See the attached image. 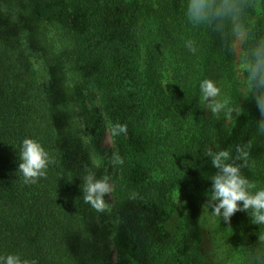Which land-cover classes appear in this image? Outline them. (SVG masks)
I'll list each match as a JSON object with an SVG mask.
<instances>
[{
  "label": "trees",
  "instance_id": "1",
  "mask_svg": "<svg viewBox=\"0 0 264 264\" xmlns=\"http://www.w3.org/2000/svg\"><path fill=\"white\" fill-rule=\"evenodd\" d=\"M184 2L0 0V254L19 253L39 264H107L111 246L113 264H212L197 207L216 173L204 146L251 142L253 166L242 171L264 186L258 129L264 117L252 97L239 96L241 114L228 131L227 122L215 121L200 104L194 85L218 70L219 40L186 24ZM256 23L264 27V16ZM186 38L200 44L196 55L183 47ZM34 56L48 65V95L36 79ZM165 72L175 83L170 95L161 86ZM221 79L231 92L227 61ZM93 100L109 131L116 123L128 128L126 136L112 137L124 163L109 166L113 203L106 196L103 213L82 198L81 176L93 161L81 136L103 152ZM76 104L86 118L82 131L73 121ZM25 137L38 139L55 161L35 185H25L18 171ZM180 200L187 209L176 223ZM109 208L114 221L106 239ZM217 226L232 264L264 247V225L253 224L248 212Z\"/></svg>",
  "mask_w": 264,
  "mask_h": 264
},
{
  "label": "clouds",
  "instance_id": "2",
  "mask_svg": "<svg viewBox=\"0 0 264 264\" xmlns=\"http://www.w3.org/2000/svg\"><path fill=\"white\" fill-rule=\"evenodd\" d=\"M183 16L194 32L203 30L210 38L215 36L219 40L218 70L211 75H201L194 85V95L198 96L203 108L215 121L233 124L235 117L241 114L236 98L250 96L264 117V27H257L256 23L258 16H264V0H185ZM183 47L196 55L201 46L196 39L186 38ZM225 50L230 60H225ZM225 61L232 79L231 92H225L221 79ZM36 76L40 85L49 80L48 65L41 58H37ZM170 84L175 83H169L168 79L161 82L164 91ZM71 111L76 114L73 118L76 128L82 131L86 118L79 115L81 106L72 105ZM258 129L264 135V118L259 121ZM127 133L126 124L116 123L109 136H126ZM81 138L93 161L91 168L81 176L83 202L95 212L103 213L107 205L105 197L111 195L114 187L113 177L108 174L97 177L93 169L102 167L104 160L88 137ZM109 146L111 155L108 161L115 168L124 161L116 150L115 142ZM213 146L216 150L206 144L202 153L216 169V173L209 177L210 195L204 205L207 214L209 209L212 210L208 216L230 223L235 213L248 212L253 224L264 225V186L246 177L242 171L253 166L250 159L252 143L237 144L234 149H221L219 144ZM19 160L18 171L25 185H35L46 178L50 166L55 163L44 145L32 137H25L20 142ZM260 240L264 241V235H260ZM212 257V264H232V249L224 239L217 238ZM0 264H39V260L25 258L19 253H6L0 254ZM243 264H264V247L249 250L243 256Z\"/></svg>",
  "mask_w": 264,
  "mask_h": 264
},
{
  "label": "rangeland",
  "instance_id": "3",
  "mask_svg": "<svg viewBox=\"0 0 264 264\" xmlns=\"http://www.w3.org/2000/svg\"><path fill=\"white\" fill-rule=\"evenodd\" d=\"M154 1L155 0H141L143 5L147 4L149 2L153 3ZM260 18H261V16H258L257 21L260 20ZM37 58H39V57H35L34 56L33 58H31L32 65H33V68L35 70V74H36ZM36 79H37V76H36ZM164 79H168V81L170 83V72H165L163 74L162 80H164ZM37 81L40 84L38 79H37ZM49 81H50V76H49V80L46 83L40 85L44 89V91H45V93L47 95L50 92ZM94 88L95 87H94L93 82H90L88 84V92L89 93H93ZM165 93L168 94V95L172 94L171 84L166 86ZM241 98L245 99L246 97L241 96ZM241 104H242V102L240 103V106H239L240 108H241ZM91 106L96 109L97 112L95 113V116L99 120V122L101 124V127H103V134H102V139H101V142H100L101 149L103 150V152H97V153L104 160V164H103L102 167H100V169H102L105 174H108L109 166H110L108 158L111 155V147L109 146V144L112 143V137L109 136L110 131L106 127V125L102 122V117H101V115L99 113L100 111H98L97 108H96L97 107V101L93 100ZM234 116H235V114H234ZM236 118L237 117H235V119ZM227 125H228V131H230L232 126H233V124L231 122H227ZM208 198H209V196L204 198L202 201L197 202V207L200 210L201 221H202V224H203V239H204L205 248H206V251H207V258L209 260H213L212 250L215 249V244H216L217 238H222V235H221V233L219 231V228L217 226L218 221H216L213 218L208 216V214H211L212 210L209 209L208 210V214H207V210L204 209V205L206 204V201L208 200ZM107 199H108L109 205L111 206L112 203H113L112 196H108ZM186 209H187L186 202L180 200V208H179L178 215H177V217H176L174 222L179 223L182 220V218H183V216H184V214L186 212ZM113 221H114V215L110 211V208H109L108 213H107V218L104 219L103 225H102V229H103L102 233H104V237L106 239H107L106 235L108 233L110 235L111 228L113 227ZM106 253L108 255L107 264H113L115 262V254L112 252L111 246H109L108 251Z\"/></svg>",
  "mask_w": 264,
  "mask_h": 264
}]
</instances>
